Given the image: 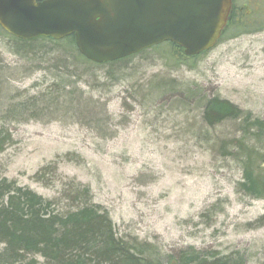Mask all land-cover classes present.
I'll return each instance as SVG.
<instances>
[{"label":"rangeland","instance_id":"obj_1","mask_svg":"<svg viewBox=\"0 0 264 264\" xmlns=\"http://www.w3.org/2000/svg\"><path fill=\"white\" fill-rule=\"evenodd\" d=\"M235 6L264 25V0H235ZM234 32L227 30L214 47L180 65L161 43L136 56L112 84L103 83L104 67L91 66L86 74L81 63L77 72L86 75L77 86L106 103L107 135L49 115L10 122L13 141L0 153V178L45 198L64 196L73 183L86 185L118 236L152 243L162 255L193 247L264 264V224H255L264 198L235 191L239 166L217 146L235 124L209 128L199 100L186 95L199 86L207 96L219 95L264 118V29ZM13 45L0 36V66L12 88L5 106L52 82L44 60L55 55L54 46L44 44L43 53L23 58Z\"/></svg>","mask_w":264,"mask_h":264},{"label":"trees","instance_id":"obj_2","mask_svg":"<svg viewBox=\"0 0 264 264\" xmlns=\"http://www.w3.org/2000/svg\"><path fill=\"white\" fill-rule=\"evenodd\" d=\"M232 8L221 37L227 30L234 34H251L264 29L256 18L244 15L235 6ZM13 41L12 51L27 58L41 52L44 44L54 46L55 55L44 61L49 63L52 82L43 91L5 106L11 86L5 69L0 66V153L13 141L10 122H25L29 119H43L46 115L56 120H73L92 127L105 134L110 121L105 102L86 95L77 86L80 77L90 71L91 66L104 67L103 83H113L117 75L125 73L136 56H142L144 49L115 61L97 64L86 59L77 49L74 36L60 40L36 37L30 40L15 38L2 30ZM220 37V38H221ZM177 63L186 64L198 58L186 56L183 49L169 41ZM37 46V48H36ZM159 46V45H158ZM50 52V51H47ZM53 52V51H51ZM50 54V53H49ZM47 55V54H46ZM41 57H37L40 60ZM86 63L87 70L78 73V66ZM27 70H24L26 72ZM125 74H122V76ZM6 76V77H5ZM8 86V87H6ZM186 95L199 100L202 120L209 128H216L233 122L236 131L219 137L218 148L225 156L232 158L239 166L241 176L235 183V191L251 198H264V118L244 111L228 99L219 95L207 96L199 86L187 90ZM13 101V102H12ZM41 167L35 177H40L50 168ZM65 192V190H63ZM256 225L264 224V213ZM0 264H244L235 253L228 255L204 253L189 247L175 255H162L154 244L136 238L118 236L108 211L92 202L88 186L73 183L64 196L45 198L15 181L0 178Z\"/></svg>","mask_w":264,"mask_h":264},{"label":"water","instance_id":"obj_3","mask_svg":"<svg viewBox=\"0 0 264 264\" xmlns=\"http://www.w3.org/2000/svg\"><path fill=\"white\" fill-rule=\"evenodd\" d=\"M232 0H0V27L30 40L73 35L79 52L103 64L171 42L186 56L217 43Z\"/></svg>","mask_w":264,"mask_h":264}]
</instances>
